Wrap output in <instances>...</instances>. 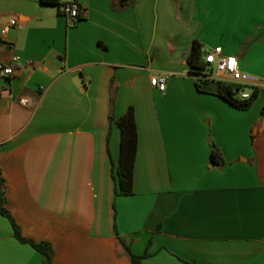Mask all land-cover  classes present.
<instances>
[{
    "label": "crops",
    "instance_id": "obj_1",
    "mask_svg": "<svg viewBox=\"0 0 264 264\" xmlns=\"http://www.w3.org/2000/svg\"><path fill=\"white\" fill-rule=\"evenodd\" d=\"M82 1L70 25L55 4L0 0V61L15 67L0 76V165L23 234L51 242L53 264H132L121 237L149 248L143 264H264V80L245 76L260 92L239 109L199 90L187 61L197 39L264 68V0ZM131 105L134 193L117 194ZM0 264H45L2 214Z\"/></svg>",
    "mask_w": 264,
    "mask_h": 264
},
{
    "label": "trees",
    "instance_id": "obj_2",
    "mask_svg": "<svg viewBox=\"0 0 264 264\" xmlns=\"http://www.w3.org/2000/svg\"><path fill=\"white\" fill-rule=\"evenodd\" d=\"M44 3L59 5L58 0H42ZM122 1V0H121ZM205 51L202 43L199 40H194L192 48L188 55L187 61L191 67L190 73L195 77L196 84L199 90L213 93L221 96L231 105L239 109H248L252 106L257 98L260 87L250 86L248 84H239L231 81H223L210 76L207 72L208 63L204 60ZM243 88H251L250 96L243 98L239 94V90ZM113 89L116 92L117 87L114 85ZM114 100V95H113ZM264 114V109H263ZM111 119L114 116L111 115ZM117 123L121 130V154L119 163L113 168V176L116 180L117 194H133L134 193V179H135V163L138 153L139 134L136 119V110L133 105L129 106L124 114L117 118ZM212 161L222 163L224 161L221 150L214 146L212 150ZM0 214L6 216L13 227L14 235L21 242L29 243L38 251H40L45 258V264H53L54 248L51 242L47 240L37 241L33 238L27 237L14 218L13 214L7 207L6 185L3 169L0 165ZM123 245L130 255L132 264H143V260L151 255L149 248L142 254H137L133 251L131 244L125 238L121 237ZM151 243V241H150ZM150 245V244H149Z\"/></svg>",
    "mask_w": 264,
    "mask_h": 264
},
{
    "label": "built area",
    "instance_id": "obj_3",
    "mask_svg": "<svg viewBox=\"0 0 264 264\" xmlns=\"http://www.w3.org/2000/svg\"><path fill=\"white\" fill-rule=\"evenodd\" d=\"M59 12L65 15L70 25L76 24L86 14V6L82 0H58ZM15 23V21H13ZM19 60L18 56L13 58V62ZM204 60L209 66L215 65L217 69V79L223 81H231L239 84H247L245 82V76L241 71L240 62L237 56L225 54L222 46H216L211 51H206L204 54ZM15 72L13 63L0 61V76L8 77L12 76ZM151 81L160 90L166 89V79L163 74L153 75ZM239 94L243 98L250 96V92L241 88ZM27 99H22L21 102L26 104Z\"/></svg>",
    "mask_w": 264,
    "mask_h": 264
},
{
    "label": "rangeland",
    "instance_id": "obj_4",
    "mask_svg": "<svg viewBox=\"0 0 264 264\" xmlns=\"http://www.w3.org/2000/svg\"><path fill=\"white\" fill-rule=\"evenodd\" d=\"M256 51H258L257 45H255L253 52H256ZM249 57L254 59L253 63H256L258 61H262L261 60L262 56H258V55L254 54V55H249ZM241 71L244 74V76H246L247 74H250V71L252 73L254 72V73L259 75L260 79L264 80V68H263L262 64L257 66V68H249V67L243 68V67H241ZM207 72L210 74V76L215 77V78L217 77V69H216L215 65H211V66L208 65ZM246 90L250 92L251 88H246ZM262 112H263V110H262Z\"/></svg>",
    "mask_w": 264,
    "mask_h": 264
},
{
    "label": "water",
    "instance_id": "obj_5",
    "mask_svg": "<svg viewBox=\"0 0 264 264\" xmlns=\"http://www.w3.org/2000/svg\"><path fill=\"white\" fill-rule=\"evenodd\" d=\"M261 124H262V120H259V121L256 123V125L254 126V129H253V134H257V133H258ZM211 165H216V166H217L218 163L213 162V164H211Z\"/></svg>",
    "mask_w": 264,
    "mask_h": 264
}]
</instances>
